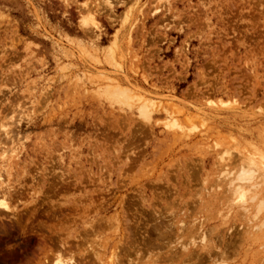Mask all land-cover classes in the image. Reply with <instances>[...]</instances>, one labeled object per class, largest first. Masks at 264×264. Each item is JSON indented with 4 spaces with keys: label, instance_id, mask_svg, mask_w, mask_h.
<instances>
[{
    "label": "rangeland",
    "instance_id": "374dc122",
    "mask_svg": "<svg viewBox=\"0 0 264 264\" xmlns=\"http://www.w3.org/2000/svg\"><path fill=\"white\" fill-rule=\"evenodd\" d=\"M0 184V264H264V0H0Z\"/></svg>",
    "mask_w": 264,
    "mask_h": 264
},
{
    "label": "bare ground",
    "instance_id": "6f19581e",
    "mask_svg": "<svg viewBox=\"0 0 264 264\" xmlns=\"http://www.w3.org/2000/svg\"><path fill=\"white\" fill-rule=\"evenodd\" d=\"M87 19H90V18H86V20ZM92 19V18H91ZM113 46H115V45H113ZM109 48V47H108ZM112 49V47L110 48V52L112 51L111 50ZM114 52V51H113ZM113 54V53H112ZM113 89V91H114V96L115 97H118V96H121V97H123V98H126V97H128V95H127V93H129L130 91H129V89H127V87H122L121 85H114L113 87H112ZM121 99V98H120ZM225 104V103H224ZM223 104V105H224ZM5 152V151H4ZM1 185V184H0ZM1 189V188H0ZM5 190V189H4ZM2 194V193H1ZM241 195V194H240ZM257 195V194H256ZM2 196V198H0V215H1V212H3V211H10V206H9V204H8V201H7V197H6V195H1ZM0 196V197H1ZM253 198V197H252ZM254 198H255V195H254ZM261 203H263V202H261ZM245 204V203H244ZM262 205H264V203L262 204ZM243 206V205H242ZM261 206V205H260ZM245 209V208H244ZM6 214V213H5ZM0 218H2V216H0ZM183 230H184V228H183ZM182 230V232H184ZM191 233V232H190ZM189 233V234H190ZM160 234L161 235H164V233L163 232H160ZM180 234H181V232H180ZM166 235H169V233H168V231H166ZM184 235V234H183ZM192 235H194V234H191V236ZM204 235V234H203ZM128 236H130V235H128ZM127 236V237H128ZM185 236H187V235H185ZM205 236L206 235H204V237L203 238H205ZM179 237H180V235H179ZM216 237V236H215ZM218 237V236H217ZM193 238V237H192ZM192 238H190V239H192ZM219 238V237H218ZM195 240V239H194ZM133 242V241H132ZM191 243V242H190ZM193 243V242H192ZM180 244V243H179ZM186 244H188V243H186ZM183 245V244H182ZM128 246V245H127ZM126 246V247H127ZM181 246V245H180ZM124 247V246H123ZM183 247V246H182ZM211 247V246H210ZM180 248V247H179ZM206 248V247H205ZM217 248H219V247H217ZM181 250H179V249H173L172 250V252H171V254L170 255H168L167 257L168 258H170V259H172V260H176L177 262H179V261H181V264L182 263H185L184 261L185 260H187V261H189L188 259H186L187 257L189 258L190 256L191 257H196L195 259H196V262L198 263V264H201L203 261H202V257H201V254L200 253H202V250L200 249V250H194V249H188V248H186L185 246H184V248H180ZM129 250H131V249H129ZM215 250V249H214ZM134 251V250H133ZM179 251H180V253H179ZM212 252H213V250H211ZM210 251V252H211ZM221 251V250H220ZM222 251H224V250H222ZM209 252V254H211ZM225 252V251H224ZM61 253V252H60ZM138 253V252H137ZM173 253V254H172ZM213 253H215V252H213ZM212 253V254H213ZM58 254V253H57ZM97 254V253H96ZM99 254V253H98ZM124 254V253H123ZM136 254V253H135ZM203 254V253H202ZM220 254V253H219ZM226 254V253H225ZM74 255H75V253H74ZM73 255V256H74ZM129 255V254H128ZM127 255V256H128ZM221 256H223L222 254H220ZM70 256H71V254H70ZM73 256H71V257H69L70 259H69V262H68V264H79V262H77V260H75V258L73 257ZM94 256H95V254H94ZM122 256V255H121ZM204 256H206V255H204ZM210 256V255H209ZM225 256V255H224ZM81 258V257H80ZM85 258V257H84ZM88 258V257H87ZM96 258H97V256H96ZM127 258V257H126ZM125 258V259H126ZM124 259V258H123ZM124 259V260H125ZM128 259V258H127ZM130 260H132V259H130ZM191 260H194V258L193 259H191ZM87 261V260H86ZM116 261V263H118V264H121V262L122 261H120V259H116L115 260ZM133 261V260H132ZM186 261V262H187ZM195 261V260H194ZM65 262V261H64ZM190 262V261H189ZM113 263H115L114 261H113ZM115 263V264H116ZM191 263H193V262H191ZM195 263V262H194ZM196 263V264H197ZM82 264H85V263H83L82 262ZM94 264V263H93ZM188 264V263H187Z\"/></svg>",
    "mask_w": 264,
    "mask_h": 264
}]
</instances>
